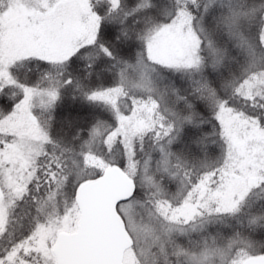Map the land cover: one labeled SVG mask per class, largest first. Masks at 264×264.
Instances as JSON below:
<instances>
[{"label": "snow or ice", "instance_id": "obj_1", "mask_svg": "<svg viewBox=\"0 0 264 264\" xmlns=\"http://www.w3.org/2000/svg\"><path fill=\"white\" fill-rule=\"evenodd\" d=\"M0 264H264V0H0Z\"/></svg>", "mask_w": 264, "mask_h": 264}]
</instances>
